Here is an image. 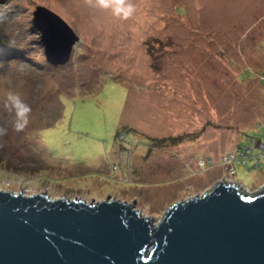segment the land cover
Wrapping results in <instances>:
<instances>
[{
    "label": "rangeland",
    "instance_id": "1",
    "mask_svg": "<svg viewBox=\"0 0 264 264\" xmlns=\"http://www.w3.org/2000/svg\"><path fill=\"white\" fill-rule=\"evenodd\" d=\"M128 2L121 19L96 0H0V189L134 198L154 222L222 178L263 189L258 144L234 175L223 158L264 143V0ZM38 5L79 37L65 64L45 57ZM10 91L32 109L23 131Z\"/></svg>",
    "mask_w": 264,
    "mask_h": 264
},
{
    "label": "water",
    "instance_id": "2",
    "mask_svg": "<svg viewBox=\"0 0 264 264\" xmlns=\"http://www.w3.org/2000/svg\"><path fill=\"white\" fill-rule=\"evenodd\" d=\"M45 57L65 64L78 35L38 5ZM107 194L100 201L0 189V264H264V188L220 179L171 203L154 222Z\"/></svg>",
    "mask_w": 264,
    "mask_h": 264
},
{
    "label": "clouds",
    "instance_id": "3",
    "mask_svg": "<svg viewBox=\"0 0 264 264\" xmlns=\"http://www.w3.org/2000/svg\"><path fill=\"white\" fill-rule=\"evenodd\" d=\"M96 6L110 9L114 16L121 19L129 18L135 12V6L128 0H96ZM4 107L10 113H14V129L18 132L23 131L29 123L31 106L25 103L18 93L10 91L5 96Z\"/></svg>",
    "mask_w": 264,
    "mask_h": 264
},
{
    "label": "built area",
    "instance_id": "4",
    "mask_svg": "<svg viewBox=\"0 0 264 264\" xmlns=\"http://www.w3.org/2000/svg\"><path fill=\"white\" fill-rule=\"evenodd\" d=\"M247 140L249 141V144L244 145V147H238L235 149V151L228 150L226 152L225 157L223 159L227 165V168L229 169L228 175H234L236 173L234 163L244 162L246 159V155L247 157H249V159L256 161L261 160L262 157L260 155L262 154H257L256 156H253V148L258 144V146L262 148V150H264V143H258L255 137L247 138ZM208 162L209 161H207V163ZM201 164H204V162L202 161Z\"/></svg>",
    "mask_w": 264,
    "mask_h": 264
},
{
    "label": "trees",
    "instance_id": "5",
    "mask_svg": "<svg viewBox=\"0 0 264 264\" xmlns=\"http://www.w3.org/2000/svg\"><path fill=\"white\" fill-rule=\"evenodd\" d=\"M247 138H250V136H247ZM238 147H241V146L238 145L237 148H238Z\"/></svg>",
    "mask_w": 264,
    "mask_h": 264
},
{
    "label": "flooded vegetation",
    "instance_id": "6",
    "mask_svg": "<svg viewBox=\"0 0 264 264\" xmlns=\"http://www.w3.org/2000/svg\"><path fill=\"white\" fill-rule=\"evenodd\" d=\"M223 179V178H222Z\"/></svg>",
    "mask_w": 264,
    "mask_h": 264
}]
</instances>
